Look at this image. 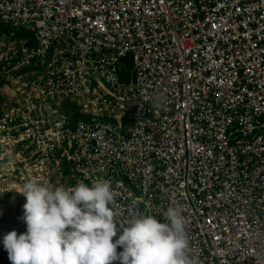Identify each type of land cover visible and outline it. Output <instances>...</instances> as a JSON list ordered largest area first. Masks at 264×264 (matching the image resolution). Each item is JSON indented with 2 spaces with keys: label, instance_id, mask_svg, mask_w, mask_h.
I'll return each instance as SVG.
<instances>
[{
  "label": "built area",
  "instance_id": "obj_1",
  "mask_svg": "<svg viewBox=\"0 0 264 264\" xmlns=\"http://www.w3.org/2000/svg\"><path fill=\"white\" fill-rule=\"evenodd\" d=\"M1 24L34 46L0 191L107 180L117 227L178 206L195 264H264V0H0ZM99 91L113 122L66 114Z\"/></svg>",
  "mask_w": 264,
  "mask_h": 264
},
{
  "label": "clouds",
  "instance_id": "obj_2",
  "mask_svg": "<svg viewBox=\"0 0 264 264\" xmlns=\"http://www.w3.org/2000/svg\"><path fill=\"white\" fill-rule=\"evenodd\" d=\"M14 190L26 199V232L12 230L3 238L11 264H195L178 206L167 208L163 222L136 215L117 227L110 181L65 188L32 178Z\"/></svg>",
  "mask_w": 264,
  "mask_h": 264
},
{
  "label": "rangeland",
  "instance_id": "obj_3",
  "mask_svg": "<svg viewBox=\"0 0 264 264\" xmlns=\"http://www.w3.org/2000/svg\"><path fill=\"white\" fill-rule=\"evenodd\" d=\"M11 31L0 25V117L5 110L8 97L12 96L21 84L32 78V68L23 63L25 50L34 46L33 37L25 32H17L11 38ZM66 114L73 120H82L93 124H107L115 120L118 108L103 91L92 94L88 109L77 104H64ZM24 196L17 193L0 191V264H11L8 252L4 248L3 238L15 230L17 234L26 232L23 205Z\"/></svg>",
  "mask_w": 264,
  "mask_h": 264
}]
</instances>
